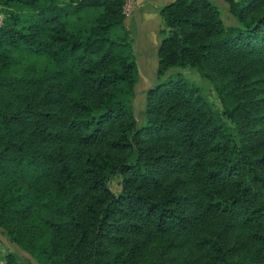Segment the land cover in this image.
Returning <instances> with one entry per match:
<instances>
[{
	"label": "trees",
	"instance_id": "trees-1",
	"mask_svg": "<svg viewBox=\"0 0 264 264\" xmlns=\"http://www.w3.org/2000/svg\"><path fill=\"white\" fill-rule=\"evenodd\" d=\"M227 1L162 7L141 124L126 0H0L5 264H264V0Z\"/></svg>",
	"mask_w": 264,
	"mask_h": 264
},
{
	"label": "rangeland",
	"instance_id": "rangeland-1",
	"mask_svg": "<svg viewBox=\"0 0 264 264\" xmlns=\"http://www.w3.org/2000/svg\"><path fill=\"white\" fill-rule=\"evenodd\" d=\"M139 1L140 0H129L125 8V22L128 19H134V24L131 29V37L133 38L131 40L135 48L140 69L139 83L137 85L138 93L135 97L134 105L136 106L139 122L141 124H145L147 122V99L143 89H147L154 83H158V50L165 35L162 31L165 28V23L160 12L162 7L174 0H146L145 4L142 6H139ZM211 1L220 9L221 16L227 26L237 25V18L230 11V4L227 0ZM0 18H3V14H0ZM124 30L128 32V27L125 26V28H118L115 33L116 35H123ZM179 70L183 73V76L186 79L200 87L202 94H204L212 102L214 108L220 113L219 118L223 121H227L222 115V104L215 87L207 79L201 77L196 68H181ZM177 72L178 69H172L167 73L166 77L174 75ZM121 180L122 177L117 176L110 184L115 193H119L121 191ZM0 241V254L3 253L2 251L5 249V253L9 252L11 247H9L8 241L3 238L1 234ZM25 264L30 263L26 261Z\"/></svg>",
	"mask_w": 264,
	"mask_h": 264
},
{
	"label": "crops",
	"instance_id": "crops-1",
	"mask_svg": "<svg viewBox=\"0 0 264 264\" xmlns=\"http://www.w3.org/2000/svg\"><path fill=\"white\" fill-rule=\"evenodd\" d=\"M145 2H146V0H140L139 1V6H142L143 4H145ZM138 11H139V8H138ZM136 18V17H135ZM129 20V19H128ZM126 20V22H125V26H127L128 27V32H129V35H130V37H131V29H132V27H133V24H134V19L133 20ZM133 37H131V39H132ZM137 52V51H136ZM143 90H145V89H143ZM3 238H5L4 236H3ZM6 239V238H5ZM1 242V241H0ZM3 244V243H2ZM1 244V245H2ZM4 245V244H3ZM2 245V246H3ZM2 248H4V247H2ZM3 253H1L0 254V264H5V259H4V256H5V252H6V249L5 250H3L2 251ZM8 253V252H7ZM3 256V257H2Z\"/></svg>",
	"mask_w": 264,
	"mask_h": 264
},
{
	"label": "built area",
	"instance_id": "built-area-1",
	"mask_svg": "<svg viewBox=\"0 0 264 264\" xmlns=\"http://www.w3.org/2000/svg\"><path fill=\"white\" fill-rule=\"evenodd\" d=\"M129 0H126V4H125V8H126V5L128 4ZM126 12V11H125Z\"/></svg>",
	"mask_w": 264,
	"mask_h": 264
},
{
	"label": "water",
	"instance_id": "water-1",
	"mask_svg": "<svg viewBox=\"0 0 264 264\" xmlns=\"http://www.w3.org/2000/svg\"><path fill=\"white\" fill-rule=\"evenodd\" d=\"M2 22V18H0V23ZM134 108H135V110H136V106L134 105Z\"/></svg>",
	"mask_w": 264,
	"mask_h": 264
}]
</instances>
